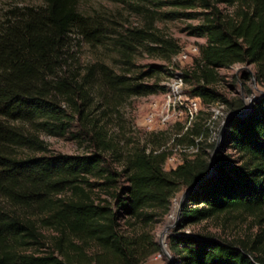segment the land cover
I'll return each instance as SVG.
<instances>
[{
    "label": "trees",
    "instance_id": "1",
    "mask_svg": "<svg viewBox=\"0 0 264 264\" xmlns=\"http://www.w3.org/2000/svg\"><path fill=\"white\" fill-rule=\"evenodd\" d=\"M106 1L142 26L82 14L77 0L11 9L0 21V264H144L161 252L153 228L181 190L188 193L169 238L172 264H264V96L226 122L219 146L209 141L210 114L199 111L175 143L196 152L169 171L165 144L140 137L134 144L110 130L129 99L164 90L145 81L156 67L141 72L134 62L143 49L164 60L180 52L156 28L162 20H199L190 34L205 42L181 73L188 96L226 114L241 110V99L219 90V71L253 66L264 83V0ZM198 5L201 13L162 11ZM80 40L106 46L122 67L82 63L73 51ZM41 134L74 140L86 153L50 154ZM232 214L256 219L258 233L246 240L180 233Z\"/></svg>",
    "mask_w": 264,
    "mask_h": 264
},
{
    "label": "rangeland",
    "instance_id": "2",
    "mask_svg": "<svg viewBox=\"0 0 264 264\" xmlns=\"http://www.w3.org/2000/svg\"><path fill=\"white\" fill-rule=\"evenodd\" d=\"M214 2V1H213ZM44 6V0H0V21L6 17L11 9L25 7ZM226 13H231L233 7L224 4L218 5ZM77 9L85 15L99 14L105 18L116 21L126 26L141 27L143 20L128 11L126 7L106 0H77ZM162 11H175L180 13H201V6L193 8H172L165 7ZM199 23L198 19L179 18L173 21L162 20L155 23L165 39L173 41L180 47V52L164 60L159 55H151L146 50L137 52L134 58L138 66L137 71L149 72V66L159 70L158 75L146 78L147 83H158L164 87L163 91L157 94L131 98L125 106L115 114L110 125L112 133L119 137H125L136 144L137 139L142 138V143L148 140V144L163 143L172 155L166 160L164 171L175 169L182 164L184 159H192L196 149L186 144L176 145V140L189 128L199 111L210 114L207 126L211 131L209 141L221 145L222 127L228 114L222 106L215 105L204 108L198 99L188 96L189 87L181 79V73L189 68L194 58L198 56L199 46L204 44L205 39L192 36L190 28ZM73 51L80 58L82 63L103 60L115 70L122 67L119 56L110 51L106 46L92 48L84 41L73 42ZM156 70V69H154ZM244 73L250 74L246 80ZM222 81L219 90L226 94L229 99H241L243 105L252 104L257 98L264 94L263 79L256 74L253 66L235 65L229 70L219 71ZM264 77V75H263ZM40 138L47 145L50 154L81 155L86 149L69 138L41 134ZM231 154V152H227ZM185 190L177 193L171 203V211L165 216L160 224L153 228V234L158 241L161 252L150 257L144 264H171L172 254L169 249V238L179 224V211L182 209L185 200L182 196ZM174 215L171 219L169 216ZM259 231L257 220L253 217L240 216L238 214L224 215L217 219L203 221L198 224L188 225L180 233L184 234H212L221 239H248ZM167 252V257L164 251Z\"/></svg>",
    "mask_w": 264,
    "mask_h": 264
},
{
    "label": "water",
    "instance_id": "3",
    "mask_svg": "<svg viewBox=\"0 0 264 264\" xmlns=\"http://www.w3.org/2000/svg\"><path fill=\"white\" fill-rule=\"evenodd\" d=\"M262 96H264V94H263ZM250 106H251V103H250L249 105L244 106V107H243L241 110H239V111L229 113V114L227 115L226 119H225L224 124H223L222 131H221V135H222L223 132H224V127H225L226 122H227L232 116H243L244 114L247 113V111L249 110ZM216 152H217V150L215 151V153H214V154L212 155V157H211V163H210V169H209L210 172H211V170H212V166H213V162H214V158H215V154H216ZM187 193H188V191H185V193L183 194V196H182V202H183V200H185V198H186V196H187ZM163 251H164V250H163ZM164 254H165L167 257H169L168 254H167V252L164 251ZM170 261H171L170 263L172 264V260H170Z\"/></svg>",
    "mask_w": 264,
    "mask_h": 264
},
{
    "label": "built area",
    "instance_id": "4",
    "mask_svg": "<svg viewBox=\"0 0 264 264\" xmlns=\"http://www.w3.org/2000/svg\"><path fill=\"white\" fill-rule=\"evenodd\" d=\"M180 80H181V79H180ZM169 217L172 219V218L174 217V215H170Z\"/></svg>",
    "mask_w": 264,
    "mask_h": 264
}]
</instances>
